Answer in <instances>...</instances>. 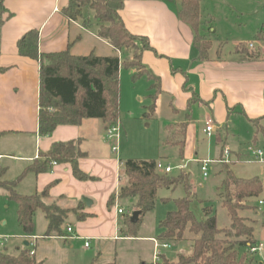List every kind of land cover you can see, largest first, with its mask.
<instances>
[{"label": "crops", "instance_id": "crops-1", "mask_svg": "<svg viewBox=\"0 0 264 264\" xmlns=\"http://www.w3.org/2000/svg\"><path fill=\"white\" fill-rule=\"evenodd\" d=\"M67 3L68 0H1L0 68L4 70L0 71V190L15 204L16 221L17 204L8 198V189L2 183L13 181L15 192L21 195L44 194L46 190L45 202H55L68 209L67 216L72 214L73 225L67 222L66 236L59 237L65 241L83 240L85 246L90 239L97 244L104 238L119 237L118 214L124 215L125 211L117 212V200L108 207L107 200L118 193L125 161L112 156L113 145L108 148L105 137L108 123L99 118L59 124L48 135L39 133V63L20 55L17 41L35 29L39 53L69 47L74 55L93 52L124 60L127 51L115 49L97 35L98 23L91 9L83 8L77 19L65 17L61 10ZM179 9L178 0H124L119 11L128 32L147 40L141 63L159 79L156 104L160 96L167 95L186 112L188 101L195 100L191 105H208L211 115L216 106L225 116L242 115L254 127V136L259 133L264 143V40L257 36L264 32V0H199L197 34L210 43L208 59H202L199 44L193 43L194 31L179 18ZM145 79L150 86L153 80ZM208 118L217 129L214 118ZM57 141L77 143L78 166L89 179H76L68 163L50 162L39 172L26 170L42 161V154ZM84 198H89L90 203L86 204ZM37 211L32 217L33 226ZM23 234L25 247H15L17 253L35 247L31 250L36 259V238ZM259 259L264 264V254Z\"/></svg>", "mask_w": 264, "mask_h": 264}, {"label": "trees", "instance_id": "trees-1", "mask_svg": "<svg viewBox=\"0 0 264 264\" xmlns=\"http://www.w3.org/2000/svg\"><path fill=\"white\" fill-rule=\"evenodd\" d=\"M124 0H68L61 10L69 19L82 16L83 8L91 9L98 23L97 35L108 41L115 49L121 50L132 46L135 50L133 58L136 63L120 60L117 55L99 56L90 52L85 55H74L69 47L58 52L39 53L37 42L38 32L35 29L27 31L18 41V53L33 58L39 63V94H38V130L42 135L50 134L59 124H77L84 118H99L108 125L119 119L121 66L130 69L133 81L146 76L153 82L149 90L151 103L148 106L149 115L155 110L157 94L160 91L159 79L142 63L141 54L147 48V40L128 32L120 18L119 11ZM180 9L178 16L187 22L194 31L193 43L199 44L202 59H208L210 43L197 34L199 25V0H178ZM3 10L0 0V11ZM258 38L264 40V32L258 33ZM141 45H138V43ZM243 49V46H241ZM4 68H0L3 71ZM143 70V71H142ZM188 101L186 117L183 121L166 126L165 143L176 146L180 158L184 154L188 116L191 103ZM255 122V121H252ZM78 151L75 141H57L42 154L43 160L26 168L36 172L44 171L50 162L68 163L73 176L78 180L90 177L78 166ZM156 160L135 161L127 159L124 162L127 183L118 190V198H135L136 209L140 216L155 205L156 193L160 188L174 189L181 184L185 195L175 199V209L168 211L165 218L159 222L161 242L184 240L185 231L193 234L190 241L189 254L178 255L172 264H259L247 253V244L255 243L253 226L246 225L239 215L244 210L242 200L258 197L264 190L263 181L258 176L241 178L227 170L218 190L221 207L230 218L231 228H218L215 215L210 209L203 208L204 220H197L190 209L192 197L191 186L184 174L169 176L159 173ZM8 189V198L17 204V221L25 234L33 230V214L41 210L48 222L44 236H66L62 225L68 214V209L59 207L55 202H45L44 194L21 195L14 190V182H3ZM167 198H162V201ZM114 194L107 200L111 207ZM249 208V207H248ZM246 209V208H245ZM83 215L82 217H84ZM134 223V224H135ZM241 249H243L241 251ZM0 264H42L28 250L17 254H8L0 250ZM169 264L166 260L162 263Z\"/></svg>", "mask_w": 264, "mask_h": 264}, {"label": "rangeland", "instance_id": "rangeland-1", "mask_svg": "<svg viewBox=\"0 0 264 264\" xmlns=\"http://www.w3.org/2000/svg\"><path fill=\"white\" fill-rule=\"evenodd\" d=\"M132 44L130 43L129 47L123 49L127 51L124 60L136 63L133 58L135 50ZM138 45L141 43L139 42ZM131 74L130 69L125 67L119 69V138L118 142L106 139L108 148L112 145L117 146V150L112 151V156L122 161L134 159L139 162L153 159L160 161L163 167L168 163L172 167L184 164L183 170L175 167L167 174L174 177L184 174L187 177L192 193L190 209L195 218L204 220L203 208L207 207L211 214L215 215L218 228H231L230 218L226 210L221 207L220 190L218 189L227 170H231L237 177L258 176L264 180V161L256 158L253 153L256 149L264 151L261 135L258 133L254 136V127L242 115L225 116L220 113L221 110L216 104L215 111L211 115L212 112L208 105H191L184 154L180 158L178 147L165 143L166 126L183 121L186 117V110L178 109V103L167 95H162L159 101L157 100L155 111L149 115L148 106L151 103L149 94L153 91L149 90V82L145 76L133 81ZM173 107L178 110H173ZM208 117H213L218 126L210 134L203 131ZM225 149H228L229 156L227 157L223 152ZM201 159L211 160L206 176H203L200 170ZM124 172L123 167L120 171L122 184L127 183V176ZM158 172L164 173L163 169ZM184 195L181 184L173 190L158 189L154 207L144 212L139 221L134 224L130 221V215L136 210L135 198L117 199L116 194L114 201H117H113L116 203V209L123 208L125 211L124 215L118 214L117 233L119 237L112 240L104 238L97 244L95 239H90L88 247L84 246L83 240L77 238L65 241L59 236L45 237L46 225L41 211H37L31 232V237L36 238L37 242L36 259L42 261V264H156L162 263L163 260L169 264L175 263L178 255L189 254V240L194 237L193 234L185 231L184 240L169 242V248L160 246L161 255L156 262H154L152 239L155 238L161 243L159 222L165 218L168 211L175 209L174 200ZM162 198H167V200L162 201ZM259 198H264V190L258 197L242 200L244 210H239V215L246 218L244 220L246 225L253 226L257 242L264 243V219L257 203ZM127 212L130 214L127 215ZM71 217L72 214H69L65 218L63 229L67 222L73 225ZM2 221H5V224ZM23 235L22 228L16 221L15 204L8 201L0 190V236L9 238L5 245L6 248L2 249L4 246H0V250L8 254H16L15 247L21 246V249L25 247L22 243ZM29 248L30 250L35 249V247L27 249Z\"/></svg>", "mask_w": 264, "mask_h": 264}, {"label": "built area", "instance_id": "built-area-1", "mask_svg": "<svg viewBox=\"0 0 264 264\" xmlns=\"http://www.w3.org/2000/svg\"><path fill=\"white\" fill-rule=\"evenodd\" d=\"M249 47H252V44L250 43L249 44ZM118 121H115L114 123L108 125V127L106 128V135L105 137L107 139H113L115 140L116 142H118V138H119V125H118ZM214 130V123H213V120L211 118H207L206 121H205V126H204V129L203 131L207 134H210L212 131ZM112 150L113 151H116L117 150V146L116 145H113L112 146ZM224 153L225 155L227 156L228 154V150L225 149L224 150ZM255 157L256 158H259L260 160L264 161V151L261 150V149H256V151L253 152ZM201 162V166H200V170L202 171V175L203 176H206V170L208 168V164L211 162V160L209 159H201L200 160ZM185 165H178L176 166L177 168L179 169H183ZM156 167L158 170H161L163 169V172L164 173H169L172 171V169L174 167L170 166V165H166L163 167V165L160 163V162H157L156 163ZM257 203H258V206H259V209L263 215V219H264V198H259L257 200ZM117 212L118 213H123L124 212V209L123 208H117ZM67 230L68 231H71V228L70 227H67ZM8 237L7 236H0V246L4 245L7 241H8ZM153 243H154V262H156L160 255H161V252L159 251V247H163V248H169L170 247V244L169 242H158L156 239H152ZM85 246L88 247L89 246V242L86 241L85 242ZM247 253L248 255L252 256L254 258V262L255 263H260V259L257 257V256H262L263 257V254H264V243L259 241V242H255V243H248L247 244ZM29 254H33V250H30L29 251Z\"/></svg>", "mask_w": 264, "mask_h": 264}, {"label": "water", "instance_id": "water-1", "mask_svg": "<svg viewBox=\"0 0 264 264\" xmlns=\"http://www.w3.org/2000/svg\"><path fill=\"white\" fill-rule=\"evenodd\" d=\"M263 186H264V182H263ZM84 202L86 204H89L90 203V201L88 199H86V198H84ZM139 214H140V211L139 210H134L132 212L131 216H130V221L133 222V223H135L137 221V219H138Z\"/></svg>", "mask_w": 264, "mask_h": 264}]
</instances>
